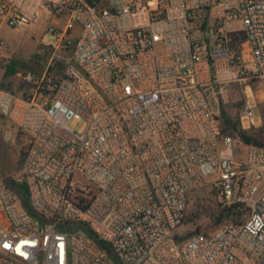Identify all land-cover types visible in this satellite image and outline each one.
<instances>
[{"label": "built area", "instance_id": "obj_1", "mask_svg": "<svg viewBox=\"0 0 264 264\" xmlns=\"http://www.w3.org/2000/svg\"><path fill=\"white\" fill-rule=\"evenodd\" d=\"M41 14L65 19L44 70L26 96L0 88L27 137L0 170V264H264V147L216 110L225 83L264 96V0H0V25ZM203 186L247 213L182 239Z\"/></svg>", "mask_w": 264, "mask_h": 264}, {"label": "rangeland", "instance_id": "obj_2", "mask_svg": "<svg viewBox=\"0 0 264 264\" xmlns=\"http://www.w3.org/2000/svg\"><path fill=\"white\" fill-rule=\"evenodd\" d=\"M62 21H60L61 23ZM43 20L13 28L5 24L0 25V88H8L17 95L26 96L32 88L23 76L27 72L40 75L49 59L50 49L44 44L54 42V37L41 32ZM33 31L39 32L37 37ZM42 37V38H41ZM245 55L249 56V46L242 44ZM250 58L246 57L248 66ZM61 66V64H58ZM245 108L253 111V119L243 113ZM216 110L223 132L232 136L239 135L240 129L249 127L261 130L264 127V96L262 85L253 78L238 80L224 84L223 91L216 101ZM71 125L80 128L81 121H72ZM15 124L0 115V170L11 171L19 164L20 151L27 143V137ZM243 150L240 148V154ZM222 207L217 193L210 186H203L189 194L186 219L179 226L178 232L182 239L193 232L212 233L224 219L215 223L214 216Z\"/></svg>", "mask_w": 264, "mask_h": 264}, {"label": "trees", "instance_id": "obj_3", "mask_svg": "<svg viewBox=\"0 0 264 264\" xmlns=\"http://www.w3.org/2000/svg\"><path fill=\"white\" fill-rule=\"evenodd\" d=\"M239 136L244 144H255L264 147V127H262L261 130H256L255 128L251 127L247 129L241 128L239 131ZM26 147L27 144H25L20 151L19 164L24 158ZM246 213L247 209L241 204L225 205L222 206L218 213L214 216L215 223H220L224 219H230L229 221H241V219L246 215ZM186 217L184 218V220L186 219ZM174 234L175 236H178L177 231Z\"/></svg>", "mask_w": 264, "mask_h": 264}, {"label": "crops", "instance_id": "obj_4", "mask_svg": "<svg viewBox=\"0 0 264 264\" xmlns=\"http://www.w3.org/2000/svg\"><path fill=\"white\" fill-rule=\"evenodd\" d=\"M39 19H42L43 20V26H42V29H41V32L44 34L45 32H46V28H47V26L50 24V23H52V22H54V23H56L58 26H62L63 24H64V22H65V19L64 18H55V17H51V16H49V15H47V14H41L38 18H37V20H35V21H37L38 22V20ZM60 21H62L61 23H60ZM32 23H34V22H32ZM35 34H36V36L38 35L39 36V32H37V31H33ZM37 36V37H38ZM229 37L231 38V39H234L235 40V34L234 33H230L229 34ZM42 38V37H41ZM243 43H246V42H242L241 43V48H242V44ZM247 44V43H246ZM45 46H46V48H48V44H44ZM248 45V44H247ZM242 53H243V55H244V57H245V59H246V57H249V56H247V55H245V52H244V50H243V48H242ZM250 60V59H249ZM11 90V89H10ZM12 91V90H11Z\"/></svg>", "mask_w": 264, "mask_h": 264}]
</instances>
